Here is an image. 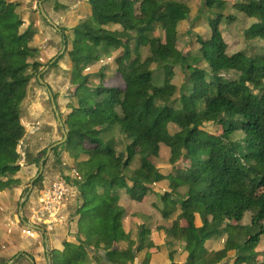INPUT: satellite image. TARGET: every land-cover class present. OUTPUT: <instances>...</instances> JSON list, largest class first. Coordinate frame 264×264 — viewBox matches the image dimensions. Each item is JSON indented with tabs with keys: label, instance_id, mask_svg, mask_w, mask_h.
Segmentation results:
<instances>
[{
	"label": "trees",
	"instance_id": "trees-1",
	"mask_svg": "<svg viewBox=\"0 0 264 264\" xmlns=\"http://www.w3.org/2000/svg\"><path fill=\"white\" fill-rule=\"evenodd\" d=\"M26 1L0 0V209L15 184L11 177L19 171L27 92L33 84L41 87L36 76L44 69L32 44L39 30L31 24L22 28ZM87 3L90 14L71 30L70 38L64 30H54L63 37V54L71 60V105L62 121L66 140L45 162L62 147L78 155L71 164L75 177L64 170L62 155L51 166L58 180L77 191L67 215L75 241L63 245L60 263L50 256L51 264H150L161 248L178 256L169 264L235 262L236 64L224 38L226 33L235 39V0H202L205 10L199 20H204L210 38L197 33L189 43L184 38L190 27L182 32V22L188 21L184 0ZM30 61L39 69L34 74L28 73ZM108 61L116 70L108 68ZM116 76L129 94L110 82ZM201 117L221 133L202 139ZM60 135L63 140L62 131ZM179 159L188 166L178 167ZM43 174L44 164L33 182L37 191ZM28 189L29 184L22 198ZM159 199L177 207L178 215L159 211ZM18 205L8 224L13 233L18 232L12 228ZM194 206L203 207L198 226L186 213ZM177 217L185 220L184 227ZM154 233L161 236V244L153 242ZM187 235L199 246L195 254L186 249ZM227 243L235 245L234 252L227 251ZM18 263L31 264L23 257L13 264Z\"/></svg>",
	"mask_w": 264,
	"mask_h": 264
},
{
	"label": "rangeland",
	"instance_id": "rangeland-1",
	"mask_svg": "<svg viewBox=\"0 0 264 264\" xmlns=\"http://www.w3.org/2000/svg\"><path fill=\"white\" fill-rule=\"evenodd\" d=\"M41 1L42 0L26 1L27 2L26 4L27 7L25 9L26 14L24 13V17H23L24 23L22 25V28H27L31 24L34 25L35 29L39 30V32L34 36V41L32 44L39 51L38 54H36V60L39 62L41 66L44 67V69L40 74H37V76L40 75V78L43 76L44 80L42 81L46 85H49L50 87L49 90L52 89L54 94L56 95V99H57L56 106L58 107L59 110V112L58 110L57 112L59 114L61 121H63L65 119L64 114H66L67 108H69L71 105L69 103V97H68L69 96L68 75L71 68V60L70 58H68L69 56L68 53L60 54L62 50L61 40L63 41V37L61 39L54 32L55 29L52 26H50L44 20V18L43 19L41 18V14L38 8L39 2ZM184 3H185V14L188 21L182 22L183 23L182 32L183 33L188 32V27H190L191 29L189 31V36L185 37L184 41L189 43V41H191L192 39V36L197 33L201 34L205 39L210 38V31L203 24L204 20L203 21L199 20V17L201 15H204L203 13L205 10L202 0H184ZM42 6L47 17L58 27L59 30L61 29L64 30L65 35L68 38H70L72 35L70 34L71 30L74 28H78L80 24L84 21L85 15L90 14V7L89 4L87 3V0H52V1L46 0L42 3ZM157 33L160 34L159 29H157ZM224 38L229 47L227 53L229 55L234 54L235 39L231 38L226 33L224 34ZM193 47H195L194 43L192 44V48ZM54 58H56L55 62L57 61V63L54 65L53 68H51L53 64H50L49 62H51V60H53ZM107 66L110 70H116V66H114L112 61H108ZM46 67H48V69L45 71ZM37 70L39 69L32 66V61H30L28 73L34 74ZM110 82H113L114 84H118L124 87L125 92L129 94V90H130L129 87L125 83H123V81L119 76H116L113 80H110ZM48 101L51 103V96L48 93V90H46L44 86L39 87L33 84L29 88L27 92L25 107H24L25 108L24 115H26L25 120L36 125L37 127L41 125L43 126V129L40 132L41 135L40 140H37L32 144L34 148H39L40 147L39 145H42L43 147L48 146L50 142L58 141L60 140L61 137L60 132L62 131V129L58 126L56 118L51 115L49 111ZM233 101L236 103V98H233ZM200 121H201V126L199 131L202 139H205L208 135H218L221 133L220 127L214 126L211 122H208L204 117H201ZM54 159H55L54 157H50L48 162L44 163V166H46L45 174H43L41 179H43V183L46 185L50 184L51 181L53 180L60 179V176H57L56 170H53L50 167V164ZM63 163L66 165L67 164L71 165L73 163V159H71L70 155L63 154ZM177 165L180 168H186L188 166V162L183 159H179L177 161ZM38 170H39V163L34 164V168L31 174L29 175L28 182L31 181L32 178L37 175ZM72 177L75 176L72 175ZM36 191L37 190L32 188V190L29 192L30 197L28 200V205H30L31 199H33L34 202L35 196L37 197L39 191L37 192ZM22 196L23 195H21L19 200L22 199ZM160 209L164 213L171 214L172 216L173 215L177 216L179 212V209L177 207H174L169 204L167 205L162 204L160 206ZM186 213L191 217L193 225L198 226L201 224L203 219L202 206H194L188 209ZM177 221L179 226L185 225V221L183 218L177 217ZM73 228L74 225H72V229ZM187 238H188V249H189L188 251L195 254L198 251L199 246L194 245V242L190 237V235H187ZM153 242L161 244L162 242L161 236L159 234L154 233ZM226 248L228 252H234V250L236 249L235 245L231 243H227ZM174 256L176 257V259L178 258L176 254H174ZM153 258H154L153 264H169V259H168L169 255L164 248H161V250ZM231 264H238V260H236L235 262H231Z\"/></svg>",
	"mask_w": 264,
	"mask_h": 264
},
{
	"label": "crops",
	"instance_id": "crops-1",
	"mask_svg": "<svg viewBox=\"0 0 264 264\" xmlns=\"http://www.w3.org/2000/svg\"><path fill=\"white\" fill-rule=\"evenodd\" d=\"M25 118L26 115H23L21 119V124L25 129V137L18 148L20 157L17 166L19 167V171L14 176L11 177L15 181V184L10 188L8 196L5 195L6 198L5 205L2 203L1 204L2 209H0V264H3L5 262L7 264H13L19 257H23L27 259L29 262L33 261L34 264H48L47 259L50 258V256L54 257L55 260L60 263L63 259L62 256L63 245L67 242L75 241L73 234L74 231L72 229L71 222L69 221L68 218L65 225L57 228L53 233H43L41 231L42 228H39L41 230H32L29 235H23L19 232L13 233L9 231L10 227L8 226V224L13 219L12 213H14L15 208L17 207V202L19 203L20 201L19 199L26 188V184L29 183L30 185L31 181L28 182V178L34 168L35 159L38 158L40 152L43 149L45 148L48 149L53 145H57L54 147L57 148L62 144L61 143L62 140L60 137V140L55 142H50L48 146L43 147L42 145H39L40 146L39 148H34L32 144L33 142L40 140V136H41L40 132L42 131L43 126L41 125L37 127L36 125L26 121ZM63 154L70 155L71 159H74L78 155L77 151L73 150L69 152L67 150H64L63 147L58 148L52 153L55 159L59 158V156L62 155L61 158L62 163H63ZM55 159L52 160L50 167L55 162ZM63 168L68 175H72L71 165L68 164L66 165L63 163ZM57 176H58V172H57ZM41 180H42L41 182L43 183V179ZM42 185L44 187L46 184L43 183ZM34 199H35L34 202L33 199L30 200L31 203L26 207V209L24 210L22 209L23 210L22 214L20 213L19 205H18V209H17L18 220L21 219V217L25 216L28 212V208L33 203L36 202V196ZM162 204L163 203L161 202L160 199L157 201L156 204L157 209L161 212H163L160 209V206ZM184 226H180V227H184ZM186 249L189 250L188 238H187ZM46 251H48L49 254L46 253ZM153 257L150 261V264H153V259H154ZM168 259L170 263L171 261H177L178 258L176 259L174 254H170Z\"/></svg>",
	"mask_w": 264,
	"mask_h": 264
},
{
	"label": "built area",
	"instance_id": "built-area-1",
	"mask_svg": "<svg viewBox=\"0 0 264 264\" xmlns=\"http://www.w3.org/2000/svg\"><path fill=\"white\" fill-rule=\"evenodd\" d=\"M72 175L76 176L72 171ZM81 183L82 180L77 178ZM76 188L62 180H55L45 185L36 197V202L29 208L25 216L21 217L12 228L23 235H29L32 225L42 228L44 233H53L66 223L68 210L76 197Z\"/></svg>",
	"mask_w": 264,
	"mask_h": 264
},
{
	"label": "water",
	"instance_id": "water-1",
	"mask_svg": "<svg viewBox=\"0 0 264 264\" xmlns=\"http://www.w3.org/2000/svg\"><path fill=\"white\" fill-rule=\"evenodd\" d=\"M46 1V0H42L41 2H39V5H38V8H39V11H40V14L41 16L44 18V20L50 25L52 26L56 31H59L58 27L47 17V15L45 14L44 10H43V6H42V3ZM64 41V40H63ZM64 49L65 47L63 46L62 47V50L60 52L63 53L64 52ZM56 58H54L50 64H53L55 62ZM48 69V67L45 68V71ZM44 71V72H45ZM37 80H38V83L41 85V86H44L46 88V90H48V93L50 94L51 96V105H52V109H53V112L55 114V118H56V121L58 123V126L62 129V132H63V140L61 141V143H63L65 140H66V135H65V132L63 130V124H62V121L59 117V114L57 112V109H56V106H55V103H54V100H53V97H52V94H51V91L49 90L48 86L42 81V79L40 78V75L37 76ZM57 145H53L51 147H49L47 150H46V153L44 155V157L40 160L39 162V170H38V173L37 175L31 180L30 182V185H29V189H28V192L25 194V196L20 200L19 202V210H20V213L22 214V204L23 202L26 200L27 196L29 195V192L32 190L33 188V182L34 180H36L37 178H39V176L42 174V171H43V164L45 162V160L48 158L51 150ZM20 214V215H21ZM25 226L31 230H41L39 229L38 227H35V226H32V225H27L25 224ZM43 233H44V230L42 229L41 230ZM46 253H48V251H46ZM49 254V253H48ZM48 261V264H51V260L50 258L47 259ZM31 264H34L33 261H30Z\"/></svg>",
	"mask_w": 264,
	"mask_h": 264
}]
</instances>
